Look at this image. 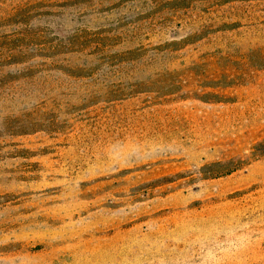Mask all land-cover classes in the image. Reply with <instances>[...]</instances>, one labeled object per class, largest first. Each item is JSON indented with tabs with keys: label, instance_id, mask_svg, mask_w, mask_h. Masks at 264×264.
I'll return each instance as SVG.
<instances>
[{
	"label": "rangeland",
	"instance_id": "374dc122",
	"mask_svg": "<svg viewBox=\"0 0 264 264\" xmlns=\"http://www.w3.org/2000/svg\"><path fill=\"white\" fill-rule=\"evenodd\" d=\"M0 264H264V0H0Z\"/></svg>",
	"mask_w": 264,
	"mask_h": 264
},
{
	"label": "trees",
	"instance_id": "16d2710c",
	"mask_svg": "<svg viewBox=\"0 0 264 264\" xmlns=\"http://www.w3.org/2000/svg\"><path fill=\"white\" fill-rule=\"evenodd\" d=\"M64 45H66V44H64Z\"/></svg>",
	"mask_w": 264,
	"mask_h": 264
}]
</instances>
